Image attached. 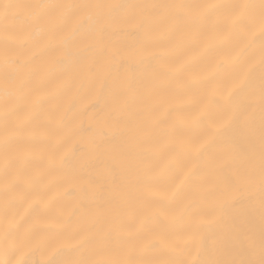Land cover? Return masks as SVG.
<instances>
[{
  "label": "clouds",
  "instance_id": "1",
  "mask_svg": "<svg viewBox=\"0 0 264 264\" xmlns=\"http://www.w3.org/2000/svg\"><path fill=\"white\" fill-rule=\"evenodd\" d=\"M0 264H264V0H0Z\"/></svg>",
  "mask_w": 264,
  "mask_h": 264
}]
</instances>
